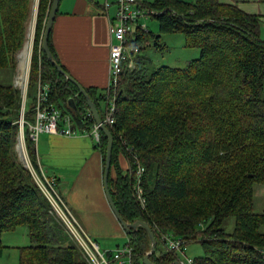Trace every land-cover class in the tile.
<instances>
[{
    "label": "trees",
    "instance_id": "16d2710c",
    "mask_svg": "<svg viewBox=\"0 0 264 264\" xmlns=\"http://www.w3.org/2000/svg\"><path fill=\"white\" fill-rule=\"evenodd\" d=\"M51 1H38L28 89L38 81L48 84L51 102L70 114L80 131L89 132L93 120L86 116L85 98L40 50ZM141 3L156 18L160 33H183L187 45L198 48L200 56L184 67L162 65L150 70L140 65L145 57L135 55L134 69L120 74L115 91L84 87L101 118L105 113L99 101L114 99L113 123L107 127L114 137L109 188L115 205L124 221L144 220L150 225L157 247L149 259L156 264L175 260L173 252L163 249L165 233L186 244L200 237L204 254L194 258L195 264H264V213L254 212L251 194L254 183L264 185L261 20L219 0ZM29 4L30 0H0V69L15 72ZM50 35V50L60 64ZM144 37L145 31L138 28L128 43L141 49ZM159 38L155 36V45ZM69 97H74L81 120L68 105ZM34 99L24 115V132L27 154L37 169L35 143L27 127L33 122ZM20 107L17 88L0 83V234L27 227L30 243L19 247L18 264H87L70 237L62 233L32 172L14 156ZM106 144L101 132L95 148L102 155L103 168ZM124 153L134 168V156L144 167L145 211L133 197L134 173L128 174L121 166ZM204 171L208 178L202 182ZM207 186L222 189L210 209L197 203L198 191L208 193ZM228 217L234 218L231 233L223 228ZM200 222L203 228L197 227ZM126 235L132 248L131 264H143L150 250L146 230L138 227ZM2 247L0 239V252ZM105 255L117 264L112 251Z\"/></svg>",
    "mask_w": 264,
    "mask_h": 264
},
{
    "label": "crops",
    "instance_id": "0c3cea01",
    "mask_svg": "<svg viewBox=\"0 0 264 264\" xmlns=\"http://www.w3.org/2000/svg\"><path fill=\"white\" fill-rule=\"evenodd\" d=\"M219 1L236 5L246 14L257 15L264 23V0ZM37 3L38 0L36 7ZM116 3L117 0H60L50 35L52 48L66 71L83 87L97 88L99 92L109 82L111 22ZM30 42L26 57L22 55L24 51L16 54L14 86L30 68ZM35 148L39 170L56 179L58 193L85 232L97 242L100 252L113 251L125 243L128 240L126 232L112 213L104 194L102 155L93 140L88 135L41 133ZM120 163L127 170L123 158Z\"/></svg>",
    "mask_w": 264,
    "mask_h": 264
},
{
    "label": "built area",
    "instance_id": "2783aa9c",
    "mask_svg": "<svg viewBox=\"0 0 264 264\" xmlns=\"http://www.w3.org/2000/svg\"><path fill=\"white\" fill-rule=\"evenodd\" d=\"M141 4L140 0H117L116 12L111 22L112 41L109 51L110 75L109 82L106 86L108 91H115L121 73L126 70H133L135 67L134 56L139 51V48L138 46L129 44L128 37L134 38L135 32L138 28L144 29L146 26L142 23V18L152 15V12L146 10ZM49 90L50 88L48 84L42 83L41 81L37 82L35 99L32 106L34 118L32 123L27 124L28 134L31 140L36 143L38 136L41 133L60 134L65 136L88 135L95 145H97L100 142L101 133L99 126L93 121L89 132L80 131L71 115L64 114L57 105L51 102ZM114 111V99L110 98L106 101L104 110L105 114L102 118L106 126L113 123L112 117ZM86 116L92 118L89 110ZM21 123V130L24 134L25 122L23 117ZM22 136L23 138L20 145L23 149V140L25 137L24 135ZM24 158L26 159V156H24ZM133 159L135 168L132 170V173H134L132 189L138 202L144 207L145 197L142 187L144 167L139 163L135 156ZM26 162V164H28L27 160ZM29 167L36 185L48 200L51 211L55 213L60 220V223L64 225L67 233L81 246L85 255L88 257L90 264H112V262L106 257L105 253L100 252L97 242L90 238L85 232L70 207L58 193L56 179L52 176L46 175L42 170H38L37 172L31 163L29 164ZM161 240L165 250L173 252L175 254V259H178L181 264H195L194 258L185 257V259H180L177 256L180 252L182 254L185 253L186 240L173 237L166 233L162 234ZM127 242L128 241L119 245L112 251V259L116 261L117 264H131L132 248Z\"/></svg>",
    "mask_w": 264,
    "mask_h": 264
},
{
    "label": "rangeland",
    "instance_id": "374dc122",
    "mask_svg": "<svg viewBox=\"0 0 264 264\" xmlns=\"http://www.w3.org/2000/svg\"><path fill=\"white\" fill-rule=\"evenodd\" d=\"M151 1H154V0H140V2H143V3H147ZM187 1H193V0H187ZM35 4H36V0H30V4L27 8L29 13L24 23V28H25L24 29V40H23V44L21 48L19 49L20 52H23L25 50L26 45L30 41H31L30 42L31 47L33 49V43H34L35 31H36V23H37V10H38V3H37L36 12L34 15ZM141 21L146 26L143 29L145 31V37H144L145 40L143 41L142 47L141 49H139L136 55L145 57L146 59L144 58V61L149 60V62L147 63L143 61L140 64L141 67H146V68H149L150 70L158 66H162V65L179 68V67H184L188 63V61L199 58L200 50L196 47H189L186 43L185 35L183 33H179V32L160 33L158 30V22L156 18L151 15L147 16L146 18H142ZM31 27H33V30H31ZM157 35L160 36L159 44L155 45L154 38ZM259 35L261 39H264V23L262 22V20L259 26ZM20 52L19 54L21 55L22 53ZM31 54H32V50H31ZM25 68L27 69V67ZM15 70H16V67H15ZM16 74L17 72H13L8 68L0 69V83L14 85L13 82H14V77L16 76ZM23 75H24L23 79L18 78V83H16L17 86H15L20 94L21 107H20V116L17 121L19 129H18V133H17L16 139L14 142V146H13V153L16 159L18 160V162H20L25 168L30 170L29 164L31 162H30L29 156L26 151L25 138L23 140V149L21 147V151L18 149V140H19V136H21L20 134L22 133V130H21L22 117L24 118L26 110H29L31 107V103L35 97L37 85L36 86L32 85L28 89V86H30L29 84L30 83V68L29 70L27 69L25 71V74L23 73ZM27 89H28V96H27ZM263 96H264V88H263ZM24 104H25V107H24ZM22 107L24 108V111L22 110ZM101 107L104 110L105 104L103 101L101 102ZM22 135H24L25 137V132L24 134L22 133ZM26 135L28 134L26 133ZM127 155L128 153L122 154L123 159L127 163V172L129 174L130 171L132 172L134 167H133V164L131 163V159L128 157L129 155L128 156ZM24 156H26V159L24 158ZM26 160L28 161V164H26L27 163ZM204 167L205 166L202 165V168ZM35 170L38 172L39 167ZM155 174H156V171H153L152 175L154 176V178H155ZM214 174H215V171H214ZM206 175H208V172L204 171L202 175V182L204 180H207L208 177H206ZM197 185H198L197 190L199 188H202V183L197 184ZM207 187H209L208 193L207 192L202 193V191H198V194L201 193L200 195L201 197L197 199V203L201 204L202 207L210 209L215 205L217 198H219V196L221 195L222 189H220L218 186L216 187L207 186ZM251 194L253 198L254 212L264 213V185H261L259 183H254L252 185ZM133 197L138 203L137 198L135 197L134 193H133ZM138 205L140 207V210L145 211L140 203H138ZM52 213H53V217L56 219L58 225L62 229V233L70 237L69 239L76 246L83 260L87 264H90V261L88 257L85 255L81 246L67 233L64 225L60 223V220L55 215V213L54 212ZM203 225L205 224L203 222H200V224L197 227L203 228ZM223 228L225 229L227 233H231L232 230L234 229V218L233 217L226 218L223 223ZM261 230L264 232V227H262ZM199 238L198 239L196 238L197 240H194V241H189L186 244L185 253L184 254H182L181 252L178 253L177 254L178 258L180 259H185V257L198 258L202 256L204 254V251H203V247L200 243ZM0 239L3 244V247L1 248V252H0V264H18L19 259H20L19 258V247L25 246L30 243L27 227L25 225H21V226H18L13 231L3 232L0 234ZM163 249L165 250L164 246H163Z\"/></svg>",
    "mask_w": 264,
    "mask_h": 264
},
{
    "label": "water",
    "instance_id": "95a60500",
    "mask_svg": "<svg viewBox=\"0 0 264 264\" xmlns=\"http://www.w3.org/2000/svg\"><path fill=\"white\" fill-rule=\"evenodd\" d=\"M59 3H60V0H52L50 3V8H49V11L46 17L44 29H43L42 36H41L40 50L43 52V54L45 55L46 59L50 62V64L61 75H63L69 82L74 84L78 89V93L81 94L85 98L88 110L92 115L93 121L99 126V129L101 130V132L105 135L107 139L106 151H105V161H104V168H103V175H102V186H103V190H104V194L106 196L107 202L110 206L112 213L114 214L117 221L119 222V224L121 225V227L126 233L135 231L137 230L138 227H142L146 230L149 236V239H150V250L143 257L142 262L143 264H156L149 259V257L155 252L156 247H157L156 238H155L152 228L144 220H136L132 223H128L124 221L119 210L117 209L115 205V202L110 192L109 175H110V168H111L114 137L111 131L109 130V128L104 124L99 114L96 104L94 103L92 98L88 95L86 89L74 77H72L66 70H64L60 64H58V62L54 59V56L50 50V46L48 43L49 35L52 30L53 22H54L55 16L58 11ZM67 102L70 108L73 110V113L76 116V118L81 120L82 116L77 108L74 97H69L67 99ZM171 264H181V263L178 259H175L171 262Z\"/></svg>",
    "mask_w": 264,
    "mask_h": 264
},
{
    "label": "bare ground",
    "instance_id": "6f19581e",
    "mask_svg": "<svg viewBox=\"0 0 264 264\" xmlns=\"http://www.w3.org/2000/svg\"><path fill=\"white\" fill-rule=\"evenodd\" d=\"M36 8V6H35ZM33 29V27H31V30ZM32 33V32H31ZM29 48H30V44H28L23 52V56L26 57L28 52H29ZM30 54V53H29ZM26 82V81H25ZM21 136H19V140H18V149L21 151V140H22V133L20 134Z\"/></svg>",
    "mask_w": 264,
    "mask_h": 264
}]
</instances>
